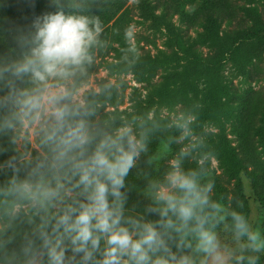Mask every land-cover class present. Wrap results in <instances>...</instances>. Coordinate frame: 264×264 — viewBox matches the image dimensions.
<instances>
[{"label":"clouds","instance_id":"clouds-1","mask_svg":"<svg viewBox=\"0 0 264 264\" xmlns=\"http://www.w3.org/2000/svg\"><path fill=\"white\" fill-rule=\"evenodd\" d=\"M33 29L21 38L28 51L4 71L17 79L29 77L34 87L0 98V107H13L0 121V133L14 131L17 124L39 126L47 155L26 165L15 156L0 164V171L12 172L0 184V221L11 224L28 208V222L34 224L37 217L40 222L24 234L18 251L8 253L0 244L8 264H193L189 256L172 252L167 241L173 232L178 251L192 248L187 238L194 235L197 252L224 264L214 231L225 219L224 208L210 199L212 184H201L202 169L175 167L163 183L150 185L156 206L148 211L159 214V221L124 216L122 189L146 150V134L138 138L130 126L114 134L93 128L87 118L94 112L77 105L79 90L69 87L92 63L99 21L59 10L38 17ZM126 35L130 38L131 31ZM188 123L185 117L178 125L185 135ZM231 216L237 239L247 237L253 251L264 248L243 215Z\"/></svg>","mask_w":264,"mask_h":264},{"label":"rangeland","instance_id":"rangeland-1","mask_svg":"<svg viewBox=\"0 0 264 264\" xmlns=\"http://www.w3.org/2000/svg\"><path fill=\"white\" fill-rule=\"evenodd\" d=\"M229 2L235 7L255 6L264 15V0H149L150 14L143 17L138 4L130 0L127 8L132 20L127 32L130 30L132 36L127 39L138 54L148 52L160 66L152 75L146 69L136 75L132 70L118 69L115 51L99 55L95 71L78 89L75 103L84 107L87 97L99 93L103 80L115 85L120 102L115 106L100 103L88 118L91 126L100 128L114 121L119 128L130 126L138 138L142 132H163L148 165L155 169L165 164L172 170L202 169L201 184H212L210 199L224 208L220 215L225 219L214 229L224 264H264V248L253 251L247 237L237 239L231 216L232 212L243 215L264 241V115L259 113L264 103V54L261 59L250 58L251 46H243L223 58L231 47L232 27L225 19L206 17L204 11L212 5L224 16L228 11L222 10ZM207 62L219 65L205 67ZM139 76L144 81H139ZM185 117L190 129L186 135L178 126ZM35 127L23 125L17 139L26 159L45 155L40 127ZM253 127L260 133L252 131ZM226 143L242 159L240 173L233 177L215 156ZM29 216L31 210L24 208L11 224L0 221V244L8 253L18 251L24 234L39 224L38 217L30 224ZM172 236V240H179L176 233ZM10 237L12 242L8 243ZM187 239L192 244L187 256L193 264H214L196 251L195 236ZM0 264H8L4 251H0Z\"/></svg>","mask_w":264,"mask_h":264},{"label":"trees","instance_id":"trees-1","mask_svg":"<svg viewBox=\"0 0 264 264\" xmlns=\"http://www.w3.org/2000/svg\"><path fill=\"white\" fill-rule=\"evenodd\" d=\"M130 0H0V98L6 97L11 91L31 89L34 85L29 77L17 79L10 72L4 71L15 62L22 59L23 54L28 51L27 45L21 43V38L28 36L33 29V23L38 17L45 14L55 13L63 10L66 14L84 15L93 21H99L101 31L97 37V43L91 48L90 53L93 57L92 63L86 65V71L83 74H77L70 83L69 87L79 89L87 79L92 75L96 68V61L99 55H106L115 51L116 60L120 61L117 65L121 70H132L136 75L138 71L146 69L148 75L160 66L158 59L154 60L148 52L138 54L135 48L127 39V27L132 20L131 11L127 8ZM149 0H134L135 5L140 10L141 15L150 14L151 8ZM230 3V2H229ZM206 17L216 16L225 19L227 26L232 27L230 33L231 47L224 54V59L230 56L234 50L238 52L243 46H251L247 53L248 57L261 59L264 54V15L257 7L232 6L227 4L222 11L228 13L222 16L221 12H216L212 5H207ZM238 8V9H237ZM223 59V60H224ZM219 63L207 62L204 66L215 67ZM139 81H144V77L139 76ZM120 92L115 85L103 80L100 83L99 93H93L86 98V104L83 108L95 111L100 104L117 105L120 102ZM260 115H264V103L259 106ZM13 111L11 104L6 107H0V121L10 116ZM89 118V117H88ZM87 118V119H88ZM23 125L17 124L14 131H8L7 134L0 133V164H3L11 157L18 158L21 164H29L38 157L26 159L25 153L19 149L17 139L20 136ZM99 129L115 133L119 129L116 122H110L102 125ZM252 131L260 133V129L252 128ZM163 132L146 133V150L141 152L139 159H136L135 166L130 170L125 180L126 187L122 189L127 195L124 206V216L126 218L141 219L143 222H156L161 219L160 215L149 212L148 209L155 207L150 185L153 182L163 183L167 174L172 171L170 164L160 166L158 169L148 165V160L156 153L161 141ZM13 139L15 142L13 143ZM178 147V146H177ZM215 156L221 159L222 165L228 168L231 176L240 173V161L233 148L225 144L223 150H216ZM12 172L9 170L0 171V184L10 179ZM23 176V172H21ZM162 231V230H161ZM194 236V235H191ZM179 240L170 239L167 241L178 257L188 255L187 249H177ZM71 256V253H68ZM155 259V257H153ZM79 258L77 257V261Z\"/></svg>","mask_w":264,"mask_h":264},{"label":"built area","instance_id":"built-area-1","mask_svg":"<svg viewBox=\"0 0 264 264\" xmlns=\"http://www.w3.org/2000/svg\"><path fill=\"white\" fill-rule=\"evenodd\" d=\"M25 126H26V128L28 127L27 124H25ZM32 127H33V126H32ZM33 128L35 129L36 127H33ZM34 129L30 130V136H31V140H32V141L34 140Z\"/></svg>","mask_w":264,"mask_h":264}]
</instances>
